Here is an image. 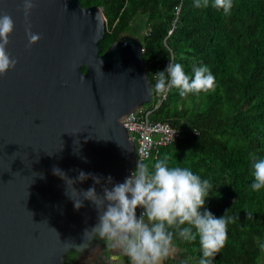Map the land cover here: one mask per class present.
Here are the masks:
<instances>
[{
  "label": "water",
  "instance_id": "95a60500",
  "mask_svg": "<svg viewBox=\"0 0 264 264\" xmlns=\"http://www.w3.org/2000/svg\"><path fill=\"white\" fill-rule=\"evenodd\" d=\"M34 3L25 17L23 0H0V15L14 22L7 52L17 61L0 76V264H58L66 248L85 239L97 221L95 207L85 200L76 210L52 170L124 182L134 151L119 119L150 96L136 41L115 42L99 54L105 25L99 7ZM29 29L41 37L32 45ZM93 184L89 178L74 187Z\"/></svg>",
  "mask_w": 264,
  "mask_h": 264
},
{
  "label": "trees",
  "instance_id": "16d2710c",
  "mask_svg": "<svg viewBox=\"0 0 264 264\" xmlns=\"http://www.w3.org/2000/svg\"><path fill=\"white\" fill-rule=\"evenodd\" d=\"M78 2L101 7L106 18L99 54L132 38L143 48L149 119L185 131L144 163L152 168L167 157L170 167L190 169L214 186L201 211L235 218L212 264H264V189H251L250 159L253 153L264 159V0H233L229 15L215 9L213 0L200 8L195 0ZM171 62L181 63L190 76L194 62L207 66L215 76L214 88L185 97L172 89L162 99L154 74ZM173 244L199 264L198 237L185 241L174 234Z\"/></svg>",
  "mask_w": 264,
  "mask_h": 264
},
{
  "label": "clouds",
  "instance_id": "9594fccd",
  "mask_svg": "<svg viewBox=\"0 0 264 264\" xmlns=\"http://www.w3.org/2000/svg\"><path fill=\"white\" fill-rule=\"evenodd\" d=\"M34 6V0H23L25 17ZM207 6L208 0H195L194 7ZM212 6L224 15H229L233 0H213ZM13 30L11 16L0 15V76L14 69L17 63L7 52ZM27 35L29 45L37 43L41 38L30 29L27 30ZM191 72V76L187 74L181 63H169L164 71L154 74L155 91L166 94L177 89L179 95L185 97L214 88L215 76L207 66H197L194 62ZM250 159L254 169L251 189L259 192L264 189V159L257 160L254 153ZM52 171L64 181L65 194L72 200L76 210L84 206L85 200L95 207L97 223L86 229L84 235H99L106 239L110 247L122 250L131 264H163L172 250L174 234L185 241H195L198 237L202 251L199 264H212L215 256L225 246L228 224L235 219L226 213L217 218L208 210L201 211L214 186L190 169L170 167L167 157L156 161L152 168L143 162H137L131 175L124 182L115 184L111 176L103 178L79 171L78 176L73 179L58 167H54ZM40 177L43 178V175ZM89 178L94 181L92 187L79 191L74 187L77 182H84ZM105 179L106 182L102 184ZM96 185H101L99 193ZM69 188L73 195L81 196L82 199H73L68 193ZM138 208L143 209L139 217ZM169 229H174L175 232ZM86 247L87 245H82L81 251Z\"/></svg>",
  "mask_w": 264,
  "mask_h": 264
},
{
  "label": "built area",
  "instance_id": "2783aa9c",
  "mask_svg": "<svg viewBox=\"0 0 264 264\" xmlns=\"http://www.w3.org/2000/svg\"><path fill=\"white\" fill-rule=\"evenodd\" d=\"M99 9L102 12L101 7ZM102 19L106 22L104 15H102ZM142 52L143 48H140V53ZM164 96L165 94H161L162 99ZM150 112L144 107L136 110L132 107L119 119L121 127L126 133V139L134 151L133 164L128 168L126 177H129L135 170L137 162L144 163L158 148L172 143L185 133V131L173 127L167 121L150 120ZM142 211L143 209H137L138 217Z\"/></svg>",
  "mask_w": 264,
  "mask_h": 264
},
{
  "label": "crops",
  "instance_id": "0c3cea01",
  "mask_svg": "<svg viewBox=\"0 0 264 264\" xmlns=\"http://www.w3.org/2000/svg\"><path fill=\"white\" fill-rule=\"evenodd\" d=\"M82 245H87L83 251ZM58 264H131V261L122 250L110 247L106 239L89 234L77 247H70L64 251L59 257ZM163 264L196 263L184 249L173 244Z\"/></svg>",
  "mask_w": 264,
  "mask_h": 264
},
{
  "label": "rangeland",
  "instance_id": "374dc122",
  "mask_svg": "<svg viewBox=\"0 0 264 264\" xmlns=\"http://www.w3.org/2000/svg\"><path fill=\"white\" fill-rule=\"evenodd\" d=\"M105 23V22H104ZM131 40H134L133 38L131 39ZM149 102H150V96L149 97H147V98H144V99H142V100H140L139 102H137V103H135L134 105H133V109H138V108H142V107H147V105L149 104ZM68 248H66V250H67ZM65 250V251H66Z\"/></svg>",
  "mask_w": 264,
  "mask_h": 264
}]
</instances>
